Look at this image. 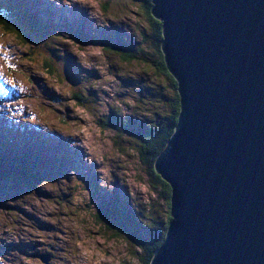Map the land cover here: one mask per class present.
Here are the masks:
<instances>
[{"label":"rangeland","instance_id":"374dc122","mask_svg":"<svg viewBox=\"0 0 264 264\" xmlns=\"http://www.w3.org/2000/svg\"><path fill=\"white\" fill-rule=\"evenodd\" d=\"M0 4H9L18 27L32 36V45L21 46L0 28L4 46L0 159L13 163H6L3 173L19 177L0 178V264H44L43 255L50 257L47 264H144L142 251L121 229L125 223L121 216L112 220L117 230L95 216L104 198L110 207L115 197L134 217L143 212L150 218L158 210L156 225H162L167 215L162 189L152 188L137 144L101 124L106 116L120 120L132 115L144 82L163 99L171 98L165 79L147 66L124 63L103 47L126 39L141 48L140 58L153 59L146 45L151 40L143 43L141 38L151 32L142 2L0 0ZM25 16L37 17L41 33L30 30ZM45 59L53 74L44 67ZM75 92L84 95L82 105L71 97ZM145 98L150 113L169 109L171 103ZM18 151L28 158L33 174L43 178L37 188L26 183L25 168L15 166L24 165ZM148 230L145 227V235Z\"/></svg>","mask_w":264,"mask_h":264},{"label":"water","instance_id":"95a60500","mask_svg":"<svg viewBox=\"0 0 264 264\" xmlns=\"http://www.w3.org/2000/svg\"><path fill=\"white\" fill-rule=\"evenodd\" d=\"M152 13L181 108L155 164L173 219L151 264H264V0H152Z\"/></svg>","mask_w":264,"mask_h":264},{"label":"trees","instance_id":"16d2710c","mask_svg":"<svg viewBox=\"0 0 264 264\" xmlns=\"http://www.w3.org/2000/svg\"><path fill=\"white\" fill-rule=\"evenodd\" d=\"M142 2V9H144V16L146 18L147 23L149 24V28L151 30L150 36H147L146 33L141 34L142 42L145 43L148 40H151V43H147V47L152 50L153 59L150 61H146L145 59L140 58L138 55V50L141 49L139 46L134 47V42L127 43L126 39H117L115 43H107L104 44L103 47L106 51L112 52L113 54L119 56L120 60L126 64L139 63L143 66H147L149 69L153 70L154 75H159L163 79L168 82L170 88V99L166 100V98H162V94L151 91V84L144 82L142 84L141 91L138 92V96L136 99V105L133 108L132 115L127 116V118H122L120 120H115L116 116H106L102 118L101 124L108 128H113L116 131V135L118 137H128V139L133 140L138 146V154L140 161L143 165L148 167V176L149 182L152 185V188L159 187L162 189V198L165 201L167 206V215L164 220V224L156 225L155 221L158 219L155 215H159V211L151 215V221H148L144 216L134 217L133 214L128 213L126 206L121 205L119 199L112 198L110 199V207L106 199L100 203L99 206H96V219L101 224H105L111 229L117 230L114 226L115 222H117V216L122 217L121 219L125 221L120 224L121 229L125 232V236L128 241L134 243L141 251H142V259L144 264H151V261L156 253V251L160 248L164 239L166 238L168 228L170 227V223L173 219L171 214V203H172V187L168 184L161 175H159L156 171L155 164L156 160L160 156V154L166 149L168 142L170 141L175 127L178 123V117L180 113V96L178 93V83L174 79V77L169 73L166 62L164 59V54L162 52V41L164 39L163 35V24L161 21L156 19L152 13V0H140ZM15 13L9 7V4L2 5L0 4V28L5 34L14 35L16 42L21 46H30L32 45V36L27 33L24 29L18 27V20H16ZM19 18L22 19L20 15ZM28 22L26 24L30 27L31 31H34L36 34L41 33V25L38 24L37 17L28 18L25 16ZM41 29V30H38ZM48 30V29H47ZM151 38V39H150ZM44 67L46 70L53 74L54 68L50 62V60H44ZM87 78H85L86 80ZM88 95V92L86 93ZM73 100L76 101L78 105H82L86 99H84V95L79 92H75L72 94ZM150 97L152 99L161 98L166 102H171L169 104V109H165L159 111L158 108L150 113L146 109V98ZM165 97V96H163ZM157 101V100H156ZM158 105V101H157ZM28 153V152H26ZM19 154V153H18ZM23 158V159H20ZM20 159L23 164H15L18 168H25V181L31 182L34 187H38L43 182V178L38 177V174H33L34 168L28 167L29 164L26 162L27 157H23L20 151ZM4 162V163H2ZM10 164H13L12 161H8ZM5 159H0V178H5L7 180H15L17 181L19 177L18 175H13L9 177L6 175L4 171V166L6 163ZM8 165V164H7ZM24 166V167H23ZM36 167V166H34ZM12 185L13 182L10 181L8 183ZM127 213L128 215H126ZM123 214V216L121 215ZM125 214V215H124ZM112 216V218L110 217ZM130 218H133L131 221ZM116 218V220H114ZM149 218V219H150ZM120 219V220H121ZM145 219V222H143ZM115 222H113V221ZM144 224V225H143ZM146 225V226H145ZM145 227H149V232L145 235ZM164 227V228H162ZM119 231V230H118ZM122 233V232H121Z\"/></svg>","mask_w":264,"mask_h":264},{"label":"snow or ice","instance_id":"6c2138e0","mask_svg":"<svg viewBox=\"0 0 264 264\" xmlns=\"http://www.w3.org/2000/svg\"><path fill=\"white\" fill-rule=\"evenodd\" d=\"M85 2H87V0H85ZM3 45H0V50H3ZM7 57H8V54H7V52L5 51L4 52V58L5 59H7ZM10 67H14V66H12L11 64L9 65ZM10 83H12L13 84V86L15 87L16 85H15V81H10Z\"/></svg>","mask_w":264,"mask_h":264}]
</instances>
